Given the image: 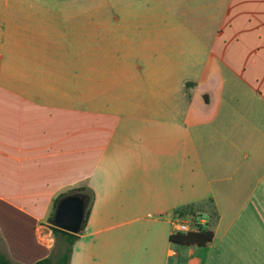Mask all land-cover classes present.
Listing matches in <instances>:
<instances>
[{
  "label": "crops",
  "instance_id": "1",
  "mask_svg": "<svg viewBox=\"0 0 264 264\" xmlns=\"http://www.w3.org/2000/svg\"><path fill=\"white\" fill-rule=\"evenodd\" d=\"M77 188L69 264H264V0H0V249Z\"/></svg>",
  "mask_w": 264,
  "mask_h": 264
},
{
  "label": "trees",
  "instance_id": "2",
  "mask_svg": "<svg viewBox=\"0 0 264 264\" xmlns=\"http://www.w3.org/2000/svg\"><path fill=\"white\" fill-rule=\"evenodd\" d=\"M83 190L81 188L73 189L65 193L59 194L54 202H53V211L50 216V222H53L54 213L56 210V207L61 199H63L68 194H74L77 193L76 191ZM86 201V214H85V222L84 226L86 225L88 218L90 216L91 208L93 205V194L90 193L87 197ZM83 226V228H84ZM83 230V229H82ZM81 230V231H82ZM81 231L77 234L68 232L66 230L60 229L56 226H53V232L56 237L61 236L63 238L64 248L62 250L61 258L59 259L58 264H69L70 257L73 249V245L76 242V240L79 238ZM214 238V231L198 222H195L194 220H191L190 230L187 232H181L177 231L173 236L172 240L178 243H184V244H193V245H206L210 243ZM0 264H22L17 261H14L5 251L0 249ZM34 264H54L52 256L46 257L44 259H41Z\"/></svg>",
  "mask_w": 264,
  "mask_h": 264
},
{
  "label": "water",
  "instance_id": "3",
  "mask_svg": "<svg viewBox=\"0 0 264 264\" xmlns=\"http://www.w3.org/2000/svg\"><path fill=\"white\" fill-rule=\"evenodd\" d=\"M86 201L81 195L65 196L58 203L53 223L54 226L71 233H79L84 226Z\"/></svg>",
  "mask_w": 264,
  "mask_h": 264
},
{
  "label": "rangeland",
  "instance_id": "4",
  "mask_svg": "<svg viewBox=\"0 0 264 264\" xmlns=\"http://www.w3.org/2000/svg\"><path fill=\"white\" fill-rule=\"evenodd\" d=\"M64 246V243L62 241H59L56 246V252H55V257L53 258L54 264H58L59 259L61 258L62 254V248ZM74 247V246H73ZM56 261V262H55ZM64 264V263H63Z\"/></svg>",
  "mask_w": 264,
  "mask_h": 264
},
{
  "label": "built area",
  "instance_id": "5",
  "mask_svg": "<svg viewBox=\"0 0 264 264\" xmlns=\"http://www.w3.org/2000/svg\"><path fill=\"white\" fill-rule=\"evenodd\" d=\"M175 228L177 231H181V232H187L190 230V225L186 222H176L175 223Z\"/></svg>",
  "mask_w": 264,
  "mask_h": 264
}]
</instances>
